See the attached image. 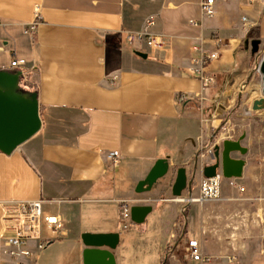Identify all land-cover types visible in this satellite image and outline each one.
<instances>
[{"label":"crops","instance_id":"0c3cea01","mask_svg":"<svg viewBox=\"0 0 264 264\" xmlns=\"http://www.w3.org/2000/svg\"><path fill=\"white\" fill-rule=\"evenodd\" d=\"M214 2L215 16L204 19L197 0H0V70L11 71L14 59L25 61L41 119L31 139L9 155L0 152V217L4 203L41 200L43 211L63 224L61 234L44 231L52 242L22 264H82L83 233H118L116 264H137L135 256L126 257V246L156 247L155 264L200 263L179 253L188 240H197L189 237L188 225L209 257L200 264L236 261L233 244L227 247L234 234L212 227L211 202L176 203L171 186L177 169L184 168L192 185L182 196L196 195L203 168L214 162L212 156L200 158L201 150L241 136L246 153L230 157L244 161L236 179L244 192L231 189L224 178L214 202L253 218L247 230L263 239L257 251L245 247L240 254L243 264H264V115L231 111L235 90L224 98L232 73L264 54L239 52L240 34L250 29L240 19L247 15L264 28V18L258 0ZM150 18L162 48L129 43L127 35L140 32ZM213 51L217 58L206 69L215 83L202 91L187 69ZM112 151L118 153L113 161L107 157ZM163 158L168 175L136 194V184ZM132 206H151L142 224L131 222ZM239 218L238 226L244 217ZM57 245L66 251L54 259ZM1 249L0 243V264H12Z\"/></svg>","mask_w":264,"mask_h":264},{"label":"built area","instance_id":"2783aa9c","mask_svg":"<svg viewBox=\"0 0 264 264\" xmlns=\"http://www.w3.org/2000/svg\"><path fill=\"white\" fill-rule=\"evenodd\" d=\"M262 9V16L264 18V0H258ZM255 0H248L249 4L254 3ZM199 12L202 18L212 19L215 16V2L214 0H197ZM241 26H246V29L255 27L256 21H253L247 15H243L240 19ZM189 24L196 26L195 21H189ZM35 22L26 27L23 33L29 34L34 30ZM154 25L152 18L148 19L142 30L138 33L127 35L129 43L143 42L146 46L152 49H160L163 46L161 38L155 35L151 30ZM260 54V53H259ZM258 54V56H259ZM217 58V52L206 53L200 59L193 61L191 67L187 69L188 73L195 77L200 85L201 90L204 91L215 83V76L209 73L206 69L208 63ZM262 59V54L256 60V73H259V64ZM25 61L14 59L10 63V67L19 70L24 76L23 68ZM183 98V97H182ZM180 98V100H182ZM214 148L206 147L198 154L200 158L213 157ZM108 159L114 160L118 157L116 151H112L107 155ZM223 176L220 172H216L214 177L204 178L198 182V193L196 195L189 194L188 196L173 197L172 201L182 204H203L206 202H214L220 200V184L223 181ZM228 186L243 193L244 188L237 182L235 178L226 179ZM1 222L2 228L0 231V243L2 246V253L6 255L12 264H22L23 259L35 258L42 252L51 242L52 238L43 237V232L47 231L51 235L61 234L63 229L62 220L58 215L46 214L43 211V201L33 200L25 202H8L2 205ZM123 219L129 217V209L126 205L121 207ZM184 258L192 261L204 263L209 261V257H205L200 249L197 240H188L184 248Z\"/></svg>","mask_w":264,"mask_h":264},{"label":"water","instance_id":"95a60500","mask_svg":"<svg viewBox=\"0 0 264 264\" xmlns=\"http://www.w3.org/2000/svg\"><path fill=\"white\" fill-rule=\"evenodd\" d=\"M261 45L260 39L250 41V55L254 56ZM141 58L146 54L134 52ZM261 77V94L264 97V54L259 64ZM22 74L19 70H0V152L9 155L21 144L31 139L41 129V119L36 92H21L19 81ZM256 110V109H253ZM243 136L237 140L225 139L221 146L214 147L213 164L203 168L204 178L214 177L220 172L223 178L239 179L242 174L244 161L231 158L233 152L241 155L246 149L240 145ZM169 171L168 159H158L134 189L136 194L151 190L155 183L164 178ZM192 181L187 180L184 168H178L174 183L171 186L172 197H181L185 191L191 190ZM151 212V206H132L130 220L134 224H142ZM84 247L81 253L82 264H116L113 251L119 243L118 233H83L80 236Z\"/></svg>","mask_w":264,"mask_h":264},{"label":"rangeland","instance_id":"374dc122","mask_svg":"<svg viewBox=\"0 0 264 264\" xmlns=\"http://www.w3.org/2000/svg\"><path fill=\"white\" fill-rule=\"evenodd\" d=\"M234 27L237 28V26H234ZM240 38H241V41H240V46H239L240 47L239 52H244L245 56H248L250 53V41L252 39H260L261 45L259 47V50L261 51L264 50V28H262V26L257 25L253 28H250L249 30L245 31L243 34H240ZM244 63H245V67H243V69L234 71L232 73L233 76L230 79V84L228 86V90L225 93L224 98L226 97L229 90L230 91L235 90V95L237 94L235 102H237V104H236V108L232 106L230 110L231 111L238 110L240 115H242L243 112L250 110L249 111L250 114L254 115L255 117L263 118V116L259 114V112H261L262 115H264V97L262 96L261 89L259 87L260 78H259V75L256 73L257 62L254 58H252L248 61L246 60V62L244 61ZM29 83H32V82L29 81L26 78V75L24 74V76H22V78L19 81V90L21 92H28V93L35 92L29 88ZM255 107H258V109L253 110ZM235 119L239 120L240 116ZM211 206L212 207H210V212L216 213L215 216L212 218V221H213L212 227H214L215 229H219L220 233H222V231L223 232L225 231L227 234H230V232L234 234V236H232V238H230L229 240L231 242L230 245L228 244L227 247L231 248V244H233V247L231 248V250L234 253V255L237 256L236 257L237 259L236 261L232 263L225 262L224 264H243L242 256L240 254L241 251L245 247H247L248 248L247 250L249 251H254V252L257 251L259 243L261 242V239H263V237H261V233H258L256 231L247 230V229H253L252 227L254 226L251 225L254 223L252 221L253 218L249 214L247 215L246 214L247 212L241 213V210L239 212L240 214L236 212L237 215L230 213L232 210L231 208H225L224 209L225 211H223L219 209L218 207L219 205L217 204V202H214V203L211 202ZM238 214L239 215L242 214L244 217L241 223L239 224V226H238V222L236 221V219L239 218ZM230 224H232L233 226H231ZM188 235L189 237H193V238H196L197 240H200V237L197 231L191 229L190 225H188ZM126 247H127L126 257L129 260L135 256V258H137L136 259L137 264H155L156 263L157 251H158L156 247L154 248L147 247L146 249L140 247L136 251H133L132 247L130 246H126ZM55 248L57 250L53 254L54 259L56 257L62 256V254H64V252L66 251V248L64 246L57 245L55 246ZM184 248L185 247L180 248L179 253H182L184 255L185 254ZM236 253H239V254H236ZM189 264H200V263H189Z\"/></svg>","mask_w":264,"mask_h":264},{"label":"trees","instance_id":"16d2710c","mask_svg":"<svg viewBox=\"0 0 264 264\" xmlns=\"http://www.w3.org/2000/svg\"><path fill=\"white\" fill-rule=\"evenodd\" d=\"M29 88H30L31 90H33V91L35 90V89H34L35 87H34V85H33L32 83H29Z\"/></svg>","mask_w":264,"mask_h":264},{"label":"bare ground","instance_id":"6f19581e","mask_svg":"<svg viewBox=\"0 0 264 264\" xmlns=\"http://www.w3.org/2000/svg\"><path fill=\"white\" fill-rule=\"evenodd\" d=\"M244 29H246V26H242Z\"/></svg>","mask_w":264,"mask_h":264}]
</instances>
